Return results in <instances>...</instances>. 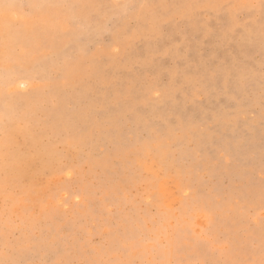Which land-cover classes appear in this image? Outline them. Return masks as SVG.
<instances>
[{
  "label": "rangeland",
  "instance_id": "obj_1",
  "mask_svg": "<svg viewBox=\"0 0 264 264\" xmlns=\"http://www.w3.org/2000/svg\"><path fill=\"white\" fill-rule=\"evenodd\" d=\"M0 3V259H261V0Z\"/></svg>",
  "mask_w": 264,
  "mask_h": 264
},
{
  "label": "snow or ice",
  "instance_id": "obj_2",
  "mask_svg": "<svg viewBox=\"0 0 264 264\" xmlns=\"http://www.w3.org/2000/svg\"><path fill=\"white\" fill-rule=\"evenodd\" d=\"M261 6L264 7V0H261ZM24 5H17L13 3H8V4H3L0 3V15L5 17V20L7 21L8 19V14L11 13L13 10L17 8H23ZM29 8H44L46 7L45 5H28ZM9 71H14V69H9ZM15 81L11 78L5 79L2 84H0V89H8L9 95H12L13 93L10 91L12 86L14 85ZM12 119V114H5L3 112H0V123H3L5 120H11ZM16 119L22 120L23 119V114L22 113H17L16 114ZM5 147H9L10 145L5 142L4 144ZM0 254L2 255H7L8 254V249L7 247L3 250L0 251ZM0 264H25L24 261L22 260H16V259H0ZM249 264H264V247L261 249V259L257 261H251Z\"/></svg>",
  "mask_w": 264,
  "mask_h": 264
},
{
  "label": "bare ground",
  "instance_id": "obj_3",
  "mask_svg": "<svg viewBox=\"0 0 264 264\" xmlns=\"http://www.w3.org/2000/svg\"><path fill=\"white\" fill-rule=\"evenodd\" d=\"M16 132V131H15Z\"/></svg>",
  "mask_w": 264,
  "mask_h": 264
}]
</instances>
